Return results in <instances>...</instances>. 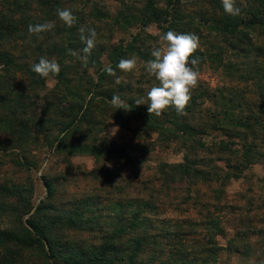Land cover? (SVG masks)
I'll use <instances>...</instances> for the list:
<instances>
[{"label":"trees","instance_id":"16d2710c","mask_svg":"<svg viewBox=\"0 0 264 264\" xmlns=\"http://www.w3.org/2000/svg\"><path fill=\"white\" fill-rule=\"evenodd\" d=\"M246 1L248 5L243 6L237 0L241 14L233 17L225 13L221 0H208V4L217 11L202 15L197 28L205 27L220 47L208 41L205 44L207 48L198 50L192 58L198 57L199 64L215 61L223 71L232 70L234 80L254 85L252 94L255 93L256 102L248 98L250 93L245 90L198 87L192 92L186 116H179L170 108L157 117L154 114L150 116L147 111L146 91L153 85L146 86V91H137L133 89L132 81L116 84L115 77L108 75L106 67L102 66L101 59L106 56L108 66L119 74L117 64L121 59L135 56L138 64L152 59L151 45L146 40L149 35L142 40L140 33L137 34L126 47L107 46L102 41L100 26L96 24H103L107 19L105 15H109L106 10H97L103 0H0V132L17 134L18 137L12 136V139L14 137L18 143L28 138H48L51 130L57 129L55 147L50 146V150L65 153L67 157L129 161L130 156L124 146L97 139V135L102 132L105 118L121 124L135 119L140 120L144 130L156 133L160 142L176 144L183 152L181 163L162 166L155 180L159 183L157 190H150L145 197L140 194L126 197L128 207L120 202L110 205L109 225L101 231L99 238L103 243H97L94 238L90 244L92 247L89 245L90 253L85 251V241L64 233V230H81L78 219L63 220L61 215L47 217L46 212L56 210L54 205L44 207L42 204L32 213L33 207L23 197L22 189L2 187L0 223L5 225L0 229V264H219L221 251L241 255L242 246L250 247L245 239L255 234L251 227L255 219L253 208L222 203L225 197L219 191L224 181L237 179L239 175H221L212 171L204 158H191L192 151L206 153L212 148L202 139L210 131L219 132L228 140L215 145L219 153L237 154L239 158L233 166L226 160V170L234 169L240 174L249 166L264 161V153L258 150V145L249 141L250 137L256 140L257 130L264 132V46L249 35L252 30H264V0ZM160 4L157 0H145L143 9L138 10L121 2L122 9L113 23L119 27H129L138 22L144 28L154 25L162 34L170 30L188 32L187 27L193 22L181 21L177 11L171 10L173 4L170 1L163 8L159 7ZM57 9L70 10L77 17V23L68 28L59 20ZM218 11L221 12L219 15ZM48 21L55 22L52 31L40 35L29 33V25ZM81 26L94 28L97 32L96 47L87 67L69 55L70 49L83 55L85 45L79 36ZM41 57L54 58L61 68L59 75L51 77L56 81L58 94L51 95L53 99L47 106L39 107L43 114L45 110L52 114L50 118L45 115V119L36 117L35 105L29 96L36 98L34 88L45 86V79L32 71L33 64L38 63ZM231 57L242 60L243 65L233 64ZM140 70L135 84L142 86L144 82L145 86L150 82L146 78L151 76L145 73L144 68ZM21 77L25 78L26 84ZM114 95L130 105V111L114 108L110 104ZM138 99H144L145 103L136 105ZM198 99L202 102L197 103ZM206 101L216 105L217 109L197 112V108ZM229 139L242 142L238 145ZM231 146L237 149L233 150ZM198 185H204L209 195L200 196ZM45 187L47 195L52 196L51 184L45 182ZM166 206L181 215L201 207L207 215L202 212L201 216L199 212L197 215L204 219L167 222V228L159 229V215ZM25 216L27 219L24 220ZM260 218L255 219L257 223ZM221 219L228 220L232 227V240L225 247L217 243V239L226 232ZM203 226L204 234L199 231ZM163 236L171 238L170 245L160 242ZM72 247H79V250ZM163 254L165 260L162 259ZM203 254L207 257L201 258Z\"/></svg>","mask_w":264,"mask_h":264},{"label":"rangeland","instance_id":"374dc122","mask_svg":"<svg viewBox=\"0 0 264 264\" xmlns=\"http://www.w3.org/2000/svg\"><path fill=\"white\" fill-rule=\"evenodd\" d=\"M157 1L161 3L159 7L162 8L166 2L170 1L173 4V7H170L171 10L175 9L177 11L176 15H179L181 21L191 20L193 22L191 26L187 27L188 32L186 33H195L199 37L201 45L199 50L206 49L205 44L207 45L208 41H210V44H215L217 47H220L219 43L213 40V35L209 34V31L205 27L199 26L197 28L198 21L202 15H211L210 13L217 11L213 9L212 5L208 4V0ZM121 2H124L126 6L137 7L138 10L143 9V5L145 4V0H103L102 4L98 5L97 10H101V12L106 10L109 12V15H105L107 19L103 24H96V26H100L103 37L102 41L107 46L122 45L126 47L133 40V37L140 33L142 40L145 39L146 35H149L150 38H146V40L148 45H151V51L158 47L159 37L162 33L154 25L147 28H144L140 22L134 23L129 27L114 25L113 19L117 17V13L122 9ZM239 2L243 6L248 5L246 0H239ZM236 3H238L237 0ZM217 13L219 15L221 12L218 11ZM127 16L131 17V15ZM83 17H87V15H83ZM183 31H185V28H183ZM249 35L264 46V30L262 28L250 31ZM230 60L237 66L243 65L242 60L232 57ZM101 63L103 68L107 67L109 65L108 58L103 56ZM138 66L139 71L137 73L120 72L117 74H122L121 83L132 81L133 89L137 91H141L142 89L146 91V86H156L158 82L153 77L146 78L150 82L146 83L145 86L144 82H142V86H136L135 77L140 75V68H144L142 63L138 64ZM219 67V64L215 61L210 62L207 60L199 64L198 68L201 77L198 87L212 90H230L234 88L240 89L242 92L245 90L250 93L248 98L253 103L256 102V95L255 93L252 94L255 91L254 85L241 84V82L232 78V70L223 71ZM21 78L24 81L23 83L26 84L25 78ZM57 89L56 81L50 77L45 79V86L37 89L34 88L33 93H35L36 98L29 95L30 102H33L35 105L34 111L38 119H45V115L46 118H50L52 115L46 110L43 114L39 107L44 104L47 106L51 102V99H53L52 96L58 94ZM46 97L47 99H45ZM54 98L58 100L60 97ZM200 102L202 101L198 99L197 103ZM208 109H217V106L210 103V101H206L202 107L197 108V112H205ZM31 113L28 115H31ZM55 119L61 120L59 116H55ZM262 119L264 120V117ZM103 120L105 122L101 126L102 132L97 135V139L124 146L128 150L130 156L129 161L104 158L95 159L87 156L67 157L65 153H58L54 149L50 150V146L55 147L54 139L58 137L57 129H52L50 134H48V138L46 137L44 139L43 136L34 137L23 139L18 143L15 140L18 137L17 134L13 135L11 132H0V189L2 190V187L22 189L23 197L30 201L29 203L33 207L32 213L34 212V208L40 207L42 204H44V207L45 205H54L56 210L46 212L47 217L61 215L63 220L71 218L78 219L81 223V230L72 232L64 230V233H70L77 240L85 241V251L89 253V245H92L95 239L97 243H103L99 241V238L102 236L101 231L108 228V217L110 215L108 208L110 205H115L120 202L124 207H128L126 197H137L139 194L145 197L150 190H157L159 183L155 182V180H157L162 166L166 164L177 165L183 159V152L176 144L160 142L156 133H151L143 129L140 120H125L122 124L120 122H113L112 118H105ZM114 128L118 129V131L113 136L112 129ZM15 130L18 131L17 127H15ZM208 133L202 139L207 143L208 147L212 148L206 153L192 151L193 154L190 153L191 158H204L205 163L210 165V169L213 168L211 169L212 171H217L221 175H239L237 179L223 182L224 186L219 189L220 193L225 197L222 199V203H233L246 208L251 206L255 219L261 217L260 222L258 221L257 223L254 219V223L251 225L254 231L253 233L256 235L248 236L245 239L250 244V247L242 246L241 255L229 253L225 248L223 249L225 251L219 253L218 263L264 264V161L260 164L249 166L240 174L236 173L234 169L226 170V160H229L233 166L238 163L239 158L236 156L237 154L235 156H228L227 154L219 153L215 145H218L220 141L228 142V140L219 132L208 131ZM256 133L258 135L256 140L253 141L252 137H250L249 141L251 142L252 140L254 144L258 145V150L264 153V132L257 130ZM12 136L15 138L13 137L12 139ZM50 140H53V142ZM229 141H233V143L238 145L242 142L236 139H229ZM232 149L236 150L237 147H232ZM118 169L120 171L117 173L116 171ZM45 182L51 184L53 190L52 196L47 195ZM6 183L8 184L6 185ZM196 188L200 191V196L209 195L204 185H198ZM30 189L33 190L32 193H30ZM202 201H204L203 197ZM167 208L164 211L161 210V214L159 215V229L167 228V222L173 224L174 222L184 221L186 219L197 222L204 219V217H201L202 212L207 215L201 207H196L195 211L191 209L189 213L184 215ZM199 212H201V216L197 215ZM25 219H27V216L24 217ZM220 221L221 226L223 229H226V232L223 237L217 239V243L220 247H225L228 241L232 240V227L228 225V220L221 219ZM1 223L0 229H3L5 224ZM203 228L204 226L199 230L202 231V234L205 232ZM198 238L202 239L201 237ZM170 239V237L163 236V238H160V242L163 245H170ZM234 239L238 240L239 238ZM72 249L77 251L79 247H72ZM243 254H248L249 256H243ZM205 257H207V254L201 255V258ZM162 259L165 260V256Z\"/></svg>","mask_w":264,"mask_h":264},{"label":"clouds","instance_id":"9594fccd","mask_svg":"<svg viewBox=\"0 0 264 264\" xmlns=\"http://www.w3.org/2000/svg\"><path fill=\"white\" fill-rule=\"evenodd\" d=\"M221 3L226 14L233 17L241 14V8L237 6L236 0H221ZM56 14L68 28L77 23V17L68 9H57ZM54 28L55 22L48 21L29 25L28 31L30 34L40 35ZM79 36L85 45L82 49L83 55L71 49L69 55L81 60L82 64L87 67L89 57L96 47L97 32L94 28L81 26ZM200 47L199 37L195 33H177L170 30L160 35L158 47L151 52L152 59L141 62L147 74L158 82L147 92V111L150 116L154 114L160 117L170 108L174 109L179 116L188 114L186 108L190 105L192 92L198 87L201 77L198 68L199 58H192ZM117 68L123 73H137L139 71L138 58L133 56L121 59ZM32 71L39 77L48 79L59 75L61 68L54 58L41 57L38 63L33 64ZM105 71L108 75L115 77L116 84L121 83L122 77L118 76L111 66H107ZM135 103L143 105L145 101L138 99ZM110 104L118 110L130 111V105L121 100L118 95L111 98ZM117 131L116 128L112 129V135L114 136Z\"/></svg>","mask_w":264,"mask_h":264}]
</instances>
